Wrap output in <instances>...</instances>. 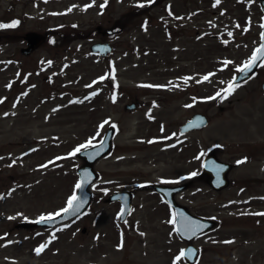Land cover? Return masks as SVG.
I'll return each instance as SVG.
<instances>
[{
	"label": "rangeland",
	"instance_id": "rangeland-1",
	"mask_svg": "<svg viewBox=\"0 0 264 264\" xmlns=\"http://www.w3.org/2000/svg\"><path fill=\"white\" fill-rule=\"evenodd\" d=\"M13 21L0 28V264H173L185 243L168 223L172 212L139 186L186 182L177 200L220 224L192 242L200 264H264V216L256 226L253 215L264 213V202L246 207L244 168L233 169L220 193L200 174L210 151L237 163L258 139L255 129H241L264 115V66L249 83L253 93L240 86L223 98L259 44L257 0H0V24ZM27 31L47 39L23 55ZM65 32L69 41L61 43L56 35ZM95 41L110 42L113 53L92 55ZM250 104L252 118L245 117ZM195 112L208 116V126L180 136L178 126ZM109 127L112 147L94 165L87 211L54 228L16 229L67 205L82 164L70 154ZM117 189L137 191L123 223L118 204L104 201Z\"/></svg>",
	"mask_w": 264,
	"mask_h": 264
},
{
	"label": "water",
	"instance_id": "water-1",
	"mask_svg": "<svg viewBox=\"0 0 264 264\" xmlns=\"http://www.w3.org/2000/svg\"><path fill=\"white\" fill-rule=\"evenodd\" d=\"M259 6L263 13L262 25H264V0H259ZM262 33H264V27H262L261 34ZM24 39L27 41V47L23 48L21 52L24 54H27L33 48H35L41 41H43L44 37L40 34L30 32L24 36ZM261 43L262 41L260 37V44ZM111 50L112 48L106 42H102V43L96 42L90 46L91 53L98 54L103 57L111 53ZM258 64H259V61L257 62V65ZM256 68L257 66L253 67L251 72H249L247 76H244L242 73L239 72L234 77L235 83H238V82H241L247 79L254 72ZM234 78L232 79L231 82L234 81ZM128 107L133 108L134 105L132 104V105H129ZM206 124H207L206 117L200 113H196L191 117L190 120H188L186 123L180 126V132L184 133L191 129L202 128ZM112 133H113L112 129H108L98 144L92 147L86 148L78 153V156L83 158L84 160V164L77 170V173H78L77 183H82L83 185L82 188L77 189V192L75 193V195L79 198L76 203L82 205L79 209V212H77L75 215H72L71 212L62 213L60 216H54L55 218L53 220L47 221V222H41V223L20 222L16 225V227L24 228V229H29V228L37 227V226L52 227V226L60 224L64 221H67L83 213L89 206V203L92 197L90 191L88 190V187L91 184V182H93V180L96 178V174L94 173L92 169V165L99 157L104 155L109 150ZM201 168H202V173L206 175L207 177L206 181L210 185L214 186L216 189L226 186L227 184L226 173L229 168L227 164L216 160L213 155H208L203 159ZM221 168L223 170H220ZM85 180H86V183L84 182ZM149 187H152L156 191L162 193L165 196L166 201L175 208V212L177 216L176 223H175V229L180 228L179 221L181 217L187 218V220H191L197 224L203 225L202 230L198 231L197 234L207 230L212 225V222L210 220L200 218L197 216H192L188 214V212L186 211L184 207L178 206L174 203L173 198H172L173 194L181 190L184 186H178V187L171 188V187H163V186L152 184V185H149ZM130 198H131V195L129 194V192L127 191L118 192L117 191V192L111 193L107 197L106 201L108 202L120 201L121 208L119 211V216H120V220H124V218L127 216L130 210ZM177 234L183 239L190 240L189 238H187V236H182L179 232H177ZM184 250L186 252H188V250L195 251L194 255H188L185 258L186 260L190 262L194 261L196 257L197 248L189 245Z\"/></svg>",
	"mask_w": 264,
	"mask_h": 264
},
{
	"label": "snow or ice",
	"instance_id": "snow-or-ice-1",
	"mask_svg": "<svg viewBox=\"0 0 264 264\" xmlns=\"http://www.w3.org/2000/svg\"><path fill=\"white\" fill-rule=\"evenodd\" d=\"M45 2H47V0H45ZM153 2V0H149V3ZM217 3L220 2V0H216ZM105 3H107V0H105ZM92 5H88L87 7H91ZM140 7H143L144 5H138ZM215 6V5H214ZM100 7L103 9L105 7V5H100ZM86 10V9H85ZM69 11H71V9H69ZM171 14V13H169ZM19 21H13L10 24H0V28H13L16 27L18 25ZM239 27V26H238ZM262 27H264V25H262ZM245 31H247V29H245ZM229 36H231V33H229ZM261 41L262 43L260 44V46L258 48H256L253 52H252V56L249 59V61L247 63H245L243 65V67L238 68L237 71L242 73L244 76H247V74L249 72H251L253 67L258 66L257 62L259 61L260 64L259 66H264V33L261 34ZM223 63L225 65H228L230 63V61H223ZM103 79V78H102ZM186 80L188 78H185ZM209 77L208 76H204L203 80H208ZM90 87V85H89ZM146 87H151V86H146ZM240 87V84L235 83V78L233 82H229L227 89L224 92V96L223 98H227V95L232 94V92L236 89ZM96 93H93V95H95ZM221 93H217V96H220ZM215 97H213L214 99ZM86 99H88L86 97ZM3 101L0 100V103H2ZM75 102V101H74ZM15 107V105H13ZM5 115H7V113H5ZM107 123V122H106ZM195 126V125H194ZM112 127H115V125H112ZM152 141H149V143H151ZM89 144L86 145H81L80 148H87L89 147ZM80 148H77L76 150H74L73 153H71L70 155H75L77 152L80 151ZM243 161H238L237 163H242ZM46 167V165H45ZM220 170H223L222 168ZM192 175H196V173H193ZM86 183V180L84 181ZM82 183H77L76 184V188L80 189L82 188ZM79 198L73 194V196H71L68 201H67V206L65 208H63L61 211L55 213V216H60L62 213H69L71 212L72 215H75L77 212H79L80 207L82 206L81 204H77V200ZM253 215H258V216H264V213H254ZM55 217L53 215H48V216H41L39 217V219L36 221V223H41V222H47V221H51L53 220ZM9 219H13L12 217H10ZM180 228H177L176 231L179 232L182 236H187V238L191 239L193 237H195L197 235V232L202 230L203 225L197 224L191 220H187V218L181 217L180 218ZM168 223L170 224H175L176 223V216L175 214L173 215V218L171 220L168 221ZM143 235V234H141ZM55 239V236L53 235L52 238L47 241L45 244H42L39 248L36 249V253L40 254L46 247L48 244H50L52 242V240ZM230 243V242H228ZM122 247V244L120 245ZM195 251L194 250H188V252H186L185 250H181V252L174 258L173 260V264H178L179 261H181L182 258H186L188 255H194Z\"/></svg>",
	"mask_w": 264,
	"mask_h": 264
},
{
	"label": "flooded vegetation",
	"instance_id": "flooded-vegetation-1",
	"mask_svg": "<svg viewBox=\"0 0 264 264\" xmlns=\"http://www.w3.org/2000/svg\"><path fill=\"white\" fill-rule=\"evenodd\" d=\"M258 69L256 73L253 75L252 78H250L248 81L241 83L242 88L245 91V95H250L253 93L254 88L253 86L248 89V86L250 85V81L256 77V75L259 73ZM262 87L264 88V82L262 84ZM264 92V91H263ZM255 104V103H254ZM254 104H250L249 109L245 112V117L252 118L254 111L253 106ZM263 108L261 107L258 112H262ZM256 121L255 123H252L249 125L251 128L248 129H241L244 133H252V130L255 129V138L258 137V139L254 142H252L249 145V148L247 151H244L245 155L242 156V159L240 161H243L240 163V167L242 166L244 168L242 180L244 185V190L241 191L240 194L245 195L247 198L246 207H261V204L264 202V190H261V186L264 185V115L263 113L257 114L255 117ZM247 124H244V127H246ZM194 134V130L191 132ZM246 165H249V167H245ZM235 167V165L232 164V169ZM249 170V172L247 171ZM249 180V181H248ZM231 183V182H230ZM256 183V187H252ZM194 185V180L192 182ZM251 186V187H250ZM255 186V185H254ZM261 216H256L255 225H261ZM256 256L260 257L259 253H256Z\"/></svg>",
	"mask_w": 264,
	"mask_h": 264
},
{
	"label": "trees",
	"instance_id": "trees-1",
	"mask_svg": "<svg viewBox=\"0 0 264 264\" xmlns=\"http://www.w3.org/2000/svg\"><path fill=\"white\" fill-rule=\"evenodd\" d=\"M65 41H66V42L69 41V36H68L67 34H63V35H61V36L59 37V42H61V43H65Z\"/></svg>",
	"mask_w": 264,
	"mask_h": 264
}]
</instances>
